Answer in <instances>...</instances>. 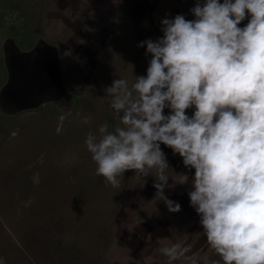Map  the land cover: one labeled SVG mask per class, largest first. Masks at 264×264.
<instances>
[{
    "label": "rangeland",
    "instance_id": "obj_1",
    "mask_svg": "<svg viewBox=\"0 0 264 264\" xmlns=\"http://www.w3.org/2000/svg\"><path fill=\"white\" fill-rule=\"evenodd\" d=\"M195 2L0 0V264H170L159 249L176 241L190 244L200 264L220 260L189 203L194 169L189 172L178 154L161 145L168 174L189 176L188 184L165 189L181 204L171 213L162 201L154 203L152 176L128 170L121 188L106 184L84 143L105 121L110 131L118 124L103 90L118 78L114 73L130 84L146 75L151 57L138 43L162 36L166 14L193 19ZM15 49L33 52L26 58L49 57V83L61 86L54 103L11 93L7 99L20 109L2 103L6 56Z\"/></svg>",
    "mask_w": 264,
    "mask_h": 264
},
{
    "label": "clouds",
    "instance_id": "obj_2",
    "mask_svg": "<svg viewBox=\"0 0 264 264\" xmlns=\"http://www.w3.org/2000/svg\"><path fill=\"white\" fill-rule=\"evenodd\" d=\"M189 12L191 20L166 14L162 36L138 43L151 57L146 75L130 84L114 73L103 90L118 124L110 131L105 121L84 143L106 184L121 188L128 170L152 176L154 203L176 213L181 204L165 189L189 176L168 174L161 145L170 148L194 169L187 194L220 257L212 264H264V0H196ZM65 119L59 116L58 133ZM159 253L170 264L185 257L200 264L184 241Z\"/></svg>",
    "mask_w": 264,
    "mask_h": 264
},
{
    "label": "water",
    "instance_id": "obj_3",
    "mask_svg": "<svg viewBox=\"0 0 264 264\" xmlns=\"http://www.w3.org/2000/svg\"><path fill=\"white\" fill-rule=\"evenodd\" d=\"M27 53V52H26ZM28 55L22 54L21 51L19 50H12L7 56V65L9 68V78L7 83L2 89L1 92V101L2 103L6 106L8 110H19L20 108L16 107L13 105L12 102H10L7 97L8 94H15V92H18L19 89L18 87L25 85V83H29L30 79L34 75H36L34 72L24 70V69H19L18 67H15L14 62L17 60H28V59H33V57L26 58ZM46 85L42 87L40 84L35 85V88L37 90V94H35V99H38L39 104H42L47 101H54L57 100L56 98H59L61 94L59 95V91L61 86L59 85H54L52 83H45ZM29 86V85H28ZM7 95V96H6ZM34 96V94H33ZM38 104V105H39Z\"/></svg>",
    "mask_w": 264,
    "mask_h": 264
},
{
    "label": "trees",
    "instance_id": "obj_4",
    "mask_svg": "<svg viewBox=\"0 0 264 264\" xmlns=\"http://www.w3.org/2000/svg\"><path fill=\"white\" fill-rule=\"evenodd\" d=\"M22 54L33 55V52L26 53L23 51ZM21 62L22 63H18L19 69H26L28 71L31 70V72H34L36 75L30 79L29 83H25V85L18 87V96L28 97L29 94L35 95L38 93L35 85L40 84L42 87H44L46 85L45 83H49L51 80H53V76L50 74L51 60H49V57H38L28 60L24 59L21 60ZM35 66L36 68L34 69Z\"/></svg>",
    "mask_w": 264,
    "mask_h": 264
},
{
    "label": "flooded vegetation",
    "instance_id": "obj_5",
    "mask_svg": "<svg viewBox=\"0 0 264 264\" xmlns=\"http://www.w3.org/2000/svg\"><path fill=\"white\" fill-rule=\"evenodd\" d=\"M18 63H22L21 60H16V61L14 62L15 67H18V66H19ZM15 94L18 95L17 92H16ZM35 96H36V95L33 96V95L29 94V95H28V98H31V97H32V98H33V97L35 98ZM25 98H27V97H25ZM15 99H18V98H14V100H15Z\"/></svg>",
    "mask_w": 264,
    "mask_h": 264
},
{
    "label": "crops",
    "instance_id": "obj_6",
    "mask_svg": "<svg viewBox=\"0 0 264 264\" xmlns=\"http://www.w3.org/2000/svg\"><path fill=\"white\" fill-rule=\"evenodd\" d=\"M50 101L54 103L55 100L54 101L50 100Z\"/></svg>",
    "mask_w": 264,
    "mask_h": 264
}]
</instances>
